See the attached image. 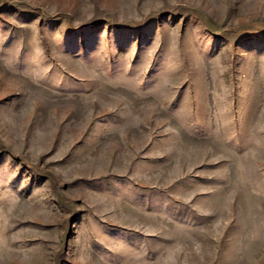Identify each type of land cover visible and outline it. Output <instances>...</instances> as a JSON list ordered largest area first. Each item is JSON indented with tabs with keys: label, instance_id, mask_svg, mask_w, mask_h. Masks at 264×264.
Wrapping results in <instances>:
<instances>
[{
	"label": "rangeland",
	"instance_id": "1",
	"mask_svg": "<svg viewBox=\"0 0 264 264\" xmlns=\"http://www.w3.org/2000/svg\"><path fill=\"white\" fill-rule=\"evenodd\" d=\"M0 264H264V0H0Z\"/></svg>",
	"mask_w": 264,
	"mask_h": 264
}]
</instances>
